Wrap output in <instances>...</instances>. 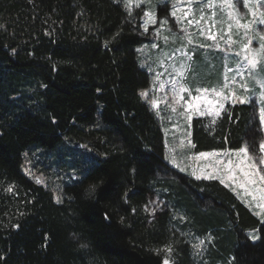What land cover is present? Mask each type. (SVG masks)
Segmentation results:
<instances>
[{
    "label": "trees",
    "instance_id": "trees-1",
    "mask_svg": "<svg viewBox=\"0 0 264 264\" xmlns=\"http://www.w3.org/2000/svg\"><path fill=\"white\" fill-rule=\"evenodd\" d=\"M141 19L122 0H0V264H134L131 250L144 264H196L191 239L207 233L214 258L264 264V240L246 235L264 221L220 180L166 161L141 94ZM191 139L195 152L257 154L264 132L255 106L237 102L214 121L195 116ZM68 141L85 149L71 152L78 177L57 199L23 167Z\"/></svg>",
    "mask_w": 264,
    "mask_h": 264
},
{
    "label": "rangeland",
    "instance_id": "rangeland-1",
    "mask_svg": "<svg viewBox=\"0 0 264 264\" xmlns=\"http://www.w3.org/2000/svg\"><path fill=\"white\" fill-rule=\"evenodd\" d=\"M122 1L128 10L141 11L142 27L149 35L135 51L140 66L151 77L149 87L141 94H145L143 99L161 122L166 161L188 176L220 180L264 221V209L257 207L264 204V180L260 179L264 164L259 163L264 159V150L260 147L257 154L248 150L247 155L240 148L195 152L191 139L195 116L214 121L227 103L241 101L255 106L264 132V6L257 0L248 7L245 0H233L235 7H229L224 0H212L211 5L209 0ZM146 13L151 14V19ZM254 55L257 64L253 68L249 61ZM196 96L202 99L194 100ZM77 149L85 146L68 141L58 150H39L26 161L24 171L49 187L58 199L63 183L78 177L70 162ZM151 206L160 209L162 202L155 198ZM246 235L251 242L264 240V232L258 230ZM191 240L196 264H234L229 253L214 258L211 249L216 243L211 233ZM165 261L173 264L168 256L163 264Z\"/></svg>",
    "mask_w": 264,
    "mask_h": 264
},
{
    "label": "snow or ice",
    "instance_id": "snow-or-ice-1",
    "mask_svg": "<svg viewBox=\"0 0 264 264\" xmlns=\"http://www.w3.org/2000/svg\"><path fill=\"white\" fill-rule=\"evenodd\" d=\"M224 2H225V4H227L229 7H235V5H234V3H233V0H224ZM251 2H252V0H245V7H248L249 4H250ZM257 2L261 3V5L264 6V0H257ZM209 3H210V5H211L212 0H209ZM145 15L149 16L150 19H151V14L146 13ZM172 15L175 16V11H173ZM185 15H187V14H185ZM262 15H264V14H262ZM152 22H155V21L153 20ZM165 22H166V21H165ZM261 23H264V19L261 20ZM261 39H264V37H261ZM262 48H264V45H262ZM249 64H251L253 68L256 67L257 60L255 59V55H254V58H253L252 60L249 61ZM182 91H188V90H187V89H183ZM205 91H207V90H205ZM142 95H145V94L142 93ZM217 95L219 96V95H221V93L218 92ZM180 98H181V99H184L183 96H181ZM201 99H202L201 96H196V97H194V100H197V101H199V100H201ZM241 102H243V101H241ZM188 106L191 108V107H193V104L189 103ZM221 107H222V105H221ZM261 123L264 124V108L261 109ZM260 147H261L262 150H264V143H262V144L260 145ZM239 151L245 153L246 155H247V153H248V149H247V147H242V148L239 149ZM201 155H208V154H207V153H201ZM259 163L264 164V159H261V160L259 161ZM260 179H261V180H264V175H260ZM257 207H260V208L264 209V204L257 205ZM258 214H259V213H258ZM165 264H168V262L165 261Z\"/></svg>",
    "mask_w": 264,
    "mask_h": 264
},
{
    "label": "water",
    "instance_id": "water-1",
    "mask_svg": "<svg viewBox=\"0 0 264 264\" xmlns=\"http://www.w3.org/2000/svg\"><path fill=\"white\" fill-rule=\"evenodd\" d=\"M131 255L134 259V264H144V258L137 250H131Z\"/></svg>",
    "mask_w": 264,
    "mask_h": 264
}]
</instances>
